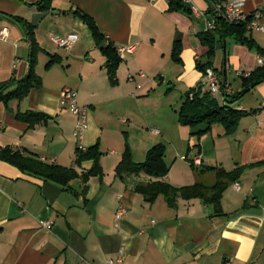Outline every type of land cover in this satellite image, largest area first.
Listing matches in <instances>:
<instances>
[{
  "label": "crops",
  "instance_id": "1",
  "mask_svg": "<svg viewBox=\"0 0 264 264\" xmlns=\"http://www.w3.org/2000/svg\"><path fill=\"white\" fill-rule=\"evenodd\" d=\"M37 1L0 0V31H9L6 39L0 38V83L22 80L30 72L32 43L14 16L37 27L43 48L41 70L39 64L37 68L43 86L21 102H0V148L13 147L83 173L94 167V161L78 166L77 149L100 143L105 176L91 177L86 184L77 179L69 189L0 161V264H110V260H120L118 264H264V166L245 170L237 182L241 190L236 183L228 188L222 215H215L214 208L201 199H180L172 208L161 196L151 204L135 190L138 183L150 182V177L116 176L128 144L134 160L141 163L154 146L164 143L166 161L173 158L165 181L176 187L208 185L207 174H215L202 171L208 167L232 171L264 160V83L249 88L237 101L230 97L227 103L240 101L236 109L247 114L231 135L216 124L199 138L195 133L207 125L191 128L179 120L189 90L206 83L197 62L208 61L209 48L199 35L215 18L212 8L232 0H217L213 5L209 0H191L202 13H194L193 18L168 12L169 0H54L47 12L32 6ZM259 9H264V0H247L243 7L247 14ZM77 11L94 17L117 48L135 46L118 71L117 85L110 81L106 56L98 60L96 53L101 50ZM71 33L79 35L71 49L54 44V36ZM249 35L264 48V33ZM216 36L220 42L214 66L223 82L226 78L231 95L243 92L246 88L241 83V90L237 89L231 74L255 70L260 54L218 32ZM176 43L183 48L182 63L173 58ZM52 54L59 55L62 63L47 70ZM159 80L170 85L163 91L165 99L174 94L168 104L153 103L163 87ZM68 87L79 92L81 105L91 108L83 139L74 135L76 116L60 103ZM217 97L227 99L224 93ZM30 110L52 119L30 129L16 118L19 111ZM197 160L199 170L191 165ZM121 210L125 212L118 218Z\"/></svg>",
  "mask_w": 264,
  "mask_h": 264
},
{
  "label": "trees",
  "instance_id": "2",
  "mask_svg": "<svg viewBox=\"0 0 264 264\" xmlns=\"http://www.w3.org/2000/svg\"><path fill=\"white\" fill-rule=\"evenodd\" d=\"M168 12H181L187 16L194 17V11L191 4L187 0H169ZM212 5L217 0H209ZM54 0H38L32 6H36L39 11L47 12L52 10ZM214 12L213 8L211 13ZM78 15L90 28L97 47L107 58L106 68L113 85L119 83L118 71L124 62L120 57L118 48L115 44L108 40L106 34L102 32L95 18L91 15L77 11ZM14 19L22 26L27 37L32 43L31 67L29 75L22 80H10L0 83V102L8 105L11 101H23L30 96L32 91L43 86V78L38 74L37 68L39 64V55L43 48L37 37V27L28 19L21 16H14ZM225 18L218 19V28L215 31H205L201 33L200 39L202 43L209 48L207 53L208 61L203 63L198 60L197 69L202 72L206 79L208 69L218 71L214 66V59L217 53L218 40L216 33L222 34L226 38H231L235 42L247 46L251 50H255L260 55H264V48L249 35V31L245 24L228 23ZM182 46L180 43L175 44L173 58L177 63H182L181 54ZM50 61L46 65V69L50 70L55 65L62 63V58L59 55H50ZM243 87L246 88L243 92H237L234 95H228L227 99L220 101L217 96L213 95L207 82L202 83L198 87L189 90L187 97L179 110V120L183 126L197 128L200 125H207L206 128L200 129L195 133L199 138L211 131L216 124H221L225 127L228 134H233L238 129L241 120L247 115L245 111H240L228 104L230 97L237 101L251 87H257L264 83V65L257 67L249 76L241 77ZM222 82V89H226ZM18 121L28 124L30 129L42 123H48L52 117L41 111H19L16 115ZM167 146L163 143L154 146L148 153L145 162L138 163L133 158V152L128 144L123 153L121 162L116 169V176L121 179H126L129 175L144 174L150 177V182H140L136 186V192L142 194L145 200L151 204L163 196L168 205L172 208L178 206L180 199L193 200L201 199L206 204L212 206L215 210V215L224 213L222 200L224 193L228 188L241 180L244 172L249 167L264 166V160L255 162L249 166H240L229 171L220 167H208L203 169V172L212 171L216 175V183L212 186L196 183L190 186L176 187L170 182L165 181V178L171 172V166L166 161ZM104 156L100 143L85 150L78 148L76 152V163L81 166L85 161H94V167L86 172L80 173L76 168L64 167L58 164L45 162L35 156L28 155L24 151L6 147L0 148V161L7 162L18 167L24 173L42 178L70 189L71 183L77 179H82L86 184L91 177H104L105 172L101 165V159ZM191 165L195 170H199L195 161H191ZM88 187L86 186L82 192L84 197L87 196Z\"/></svg>",
  "mask_w": 264,
  "mask_h": 264
},
{
  "label": "built area",
  "instance_id": "3",
  "mask_svg": "<svg viewBox=\"0 0 264 264\" xmlns=\"http://www.w3.org/2000/svg\"><path fill=\"white\" fill-rule=\"evenodd\" d=\"M247 0H232L230 2H219L216 4L214 11L215 18L211 21L208 26L207 31L212 32L218 28V19L225 18L229 23L232 24H245L247 29L251 32H261L264 33V9L256 10L253 13L247 14L243 11V7L245 6ZM190 4L191 0H187ZM193 11L197 15H201L202 13L197 9L196 6H192ZM9 34L7 28H4L0 31V38L6 39ZM79 35L76 33H71L66 36H54L53 41L58 44L60 47L65 48L67 50L71 49L74 44L78 41ZM135 51V46H121L118 48V52L120 57L125 60L129 53H133ZM260 66L264 65V55H260L259 57ZM251 73V72H250ZM245 73H239L240 77L249 76ZM143 76V74H142ZM131 79L134 76H130ZM206 82L210 88V91L213 95L218 96L220 94H225L226 97L233 94V90L231 88L222 89V77L220 74L214 69H208L206 74ZM225 99V98H224ZM226 100V99H225ZM61 106L63 108L71 111L77 118L76 129L74 135L77 139H83L84 134L88 128L89 124V115L90 110L87 107H84L79 102V92L73 88H65L61 100ZM79 148L85 150L83 146H79ZM195 163H199L198 160ZM236 189L241 190V186L239 183H236ZM123 212L125 210H121L118 213V218H121ZM51 224L46 223L45 226L49 227ZM121 255H123V251H121ZM120 261V260H119ZM119 261L110 260V264H118Z\"/></svg>",
  "mask_w": 264,
  "mask_h": 264
},
{
  "label": "rangeland",
  "instance_id": "4",
  "mask_svg": "<svg viewBox=\"0 0 264 264\" xmlns=\"http://www.w3.org/2000/svg\"><path fill=\"white\" fill-rule=\"evenodd\" d=\"M77 34V33H76ZM56 36H59V35H56ZM61 36H63V35H61ZM53 40V39H52ZM54 42V41H53ZM54 44L55 45H57L58 47H60L58 44H56L55 42H54ZM61 48V47H60ZM96 54H98V60L100 61V60H105V57H104V55L101 53V51H97V53ZM91 55L90 56H88V59L90 60L91 59ZM41 66H42V62H40L39 63V67H40V70H41ZM106 67V66H105ZM230 81L232 82V83H234V85H235V87L237 88V89H240L241 90V87H242V85H241V83H242V80H241V77L237 74V71H236V73H234V74H231V77H230ZM159 84H160V86H163L162 88H159V93H156V95L157 94H159L158 96H160L159 97V99L158 100H155L153 103L154 104H168V102L169 101H172V100H174V94H172V95H170V97H169V99H165L166 98V96H167V94H164V92L163 91H167L169 88H170V85H169V83H168V81L167 82H163L162 83V81L161 80H159ZM173 86V85H172ZM171 86V87H172ZM174 87V86H173ZM161 91V92H160ZM256 93H257V91H256ZM151 94H154V93H151ZM184 95V94H183ZM183 95H182V98H183ZM161 96H163V97H161ZM186 97H187V95L184 97V101H185V99H186ZM80 101V100H79ZM183 101V102H184ZM152 103V104H153ZM239 103H240V101H238V102H236V103H234V104H232V106L234 107V108H236L237 106H239ZM81 104V103H80ZM257 106H258V104H256ZM82 106H84V105H82ZM84 107H87L90 111H91V108L89 107V106H84ZM164 144V143H163ZM133 158H134V156H133ZM172 159L173 158H168V160H169V162L171 163L172 162ZM147 160V159H146ZM181 160V159H180ZM145 162V161H144ZM169 162H167V163H169ZM171 166V165H170ZM207 178H208V182H207V184L208 185H210V186H212V185H214L215 183H216V181H217V179H216V175L214 174V173H209V174H207Z\"/></svg>",
  "mask_w": 264,
  "mask_h": 264
},
{
  "label": "water",
  "instance_id": "5",
  "mask_svg": "<svg viewBox=\"0 0 264 264\" xmlns=\"http://www.w3.org/2000/svg\"><path fill=\"white\" fill-rule=\"evenodd\" d=\"M227 84H226V78L224 79V86H226ZM251 88H253V87H251ZM231 102H234V101H231Z\"/></svg>",
  "mask_w": 264,
  "mask_h": 264
},
{
  "label": "bare ground",
  "instance_id": "6",
  "mask_svg": "<svg viewBox=\"0 0 264 264\" xmlns=\"http://www.w3.org/2000/svg\"><path fill=\"white\" fill-rule=\"evenodd\" d=\"M223 19V18H222ZM227 22V21H226ZM229 23V22H228Z\"/></svg>",
  "mask_w": 264,
  "mask_h": 264
}]
</instances>
